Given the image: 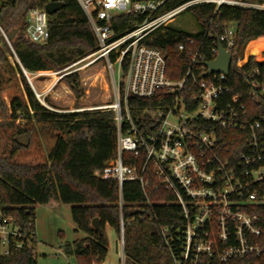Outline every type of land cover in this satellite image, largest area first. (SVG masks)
<instances>
[{
	"label": "trees",
	"instance_id": "16d2710c",
	"mask_svg": "<svg viewBox=\"0 0 264 264\" xmlns=\"http://www.w3.org/2000/svg\"><path fill=\"white\" fill-rule=\"evenodd\" d=\"M184 1L175 0L174 5ZM52 2H62L63 8L48 15V41L35 44L26 32L28 14L33 9L46 11ZM212 13L211 5L194 7L186 14L194 19L197 33L168 26L146 44L165 56L166 75L171 81H181L190 69L195 80L209 81L212 77H204L203 67L214 60L217 39L206 33L219 36L222 30L217 24L236 23L238 38L227 86L230 96H240L251 119L264 117V59L259 57L264 49L251 47L256 54L245 61L248 45L264 40V11L223 7L220 19L210 26ZM140 21L138 16L120 17L113 28L122 36ZM0 27L11 45L0 32V121L6 122L0 126V221L10 220L18 233L9 237V256L3 254L0 238V264H37L35 207L52 202L70 205L76 232L85 234L83 239L66 243L65 253L74 256L77 264H102L109 247L106 227L120 235L119 185L95 176L116 155L115 113L53 111L41 103L25 76V72H60L94 53L97 44L89 21L77 0H0ZM181 45L184 51L179 50ZM195 55L197 60L192 65ZM63 79L78 92L76 74ZM194 79L187 78L185 100L197 93ZM172 100L165 90L152 99H129L133 121L143 135L155 134L159 123L151 113L164 109ZM262 131L264 134V125ZM20 136L29 139L27 147L17 142ZM220 136L223 153L228 150L237 158L245 150V134L221 131ZM152 174L150 166L147 177L152 183L146 189L147 197L138 182L123 187L125 264H173L161 229L181 225L182 210L173 193L163 188L154 191ZM136 209L142 212L132 214ZM250 211H264V205ZM96 218L101 231L92 226Z\"/></svg>",
	"mask_w": 264,
	"mask_h": 264
},
{
	"label": "built area",
	"instance_id": "2783aa9c",
	"mask_svg": "<svg viewBox=\"0 0 264 264\" xmlns=\"http://www.w3.org/2000/svg\"><path fill=\"white\" fill-rule=\"evenodd\" d=\"M174 1L77 0L97 44V50L84 60H90L89 65L104 63L116 89L115 102L96 109L115 113L116 155L95 176L119 185L121 262L125 264L123 187L125 183L138 182L147 197L146 189L152 183L147 173L153 166L154 191L163 188L173 193L182 210L181 225L161 229L173 264H264V211H250L264 205V117L251 119L240 96H230L228 75L215 74L206 77L212 80L197 81L190 69L181 81H171L166 75L165 56L146 44L194 7L213 6L211 26L220 19L223 7L264 11V3L187 0L174 5ZM126 16H138L141 21L132 31L119 36L113 22ZM27 21L29 40L45 44L49 39L47 12L33 9ZM216 27L222 30L219 36L206 33L217 39L214 60L219 44L232 56L237 24L221 23ZM0 32L11 46L1 27ZM179 50L184 51V46ZM196 60L197 55L192 65ZM240 63L238 58L237 65ZM203 69L206 73L205 66ZM189 77L194 79L197 93L185 100ZM162 90L168 91L173 100L164 109L151 113L159 123L158 129L145 136L133 121L129 99H152ZM221 131L246 135L242 143L245 150L237 158L228 150L223 153ZM8 221H0L1 247L6 256L9 237L18 235L13 228L8 231Z\"/></svg>",
	"mask_w": 264,
	"mask_h": 264
},
{
	"label": "rangeland",
	"instance_id": "374dc122",
	"mask_svg": "<svg viewBox=\"0 0 264 264\" xmlns=\"http://www.w3.org/2000/svg\"><path fill=\"white\" fill-rule=\"evenodd\" d=\"M169 27L179 28L188 33L197 32L194 19L186 13L180 15ZM251 47L254 50L264 49V40L253 41L248 45L245 61L250 55L256 54ZM259 57L264 59V54ZM89 62L90 60H84L67 72L28 74V77L32 79L33 91L39 95L41 103L58 113L93 111L113 104L116 89L112 75L104 63L89 65ZM71 74H76L78 77L77 93L63 79ZM123 80L121 78V82ZM45 99L48 102H45ZM5 124V121H0V126ZM71 209L70 205L56 202L35 207L37 264H77V259L74 256H68L64 251L66 243L85 238V234L76 232L77 227L72 220ZM12 227L13 224L10 222L8 231H11ZM106 234L109 247L107 257L102 264H122L121 248L118 246L119 235L110 226L106 227Z\"/></svg>",
	"mask_w": 264,
	"mask_h": 264
},
{
	"label": "water",
	"instance_id": "95a60500",
	"mask_svg": "<svg viewBox=\"0 0 264 264\" xmlns=\"http://www.w3.org/2000/svg\"><path fill=\"white\" fill-rule=\"evenodd\" d=\"M62 8H63L62 2H52L49 5H47L46 12L48 15H53ZM231 65H232L231 54L226 49H224L221 44H219L217 58L214 61L205 63L207 72L204 74V77L206 78L215 74L228 75L231 70ZM25 76L28 81V84L33 89L32 82L28 77L27 72H25ZM17 142L24 147H27L29 145V139L26 136L19 137L17 139ZM141 212H142L141 210L136 209L132 211V214H138ZM92 226L95 230L101 231L100 220L98 218L93 220Z\"/></svg>",
	"mask_w": 264,
	"mask_h": 264
},
{
	"label": "bare ground",
	"instance_id": "6f19581e",
	"mask_svg": "<svg viewBox=\"0 0 264 264\" xmlns=\"http://www.w3.org/2000/svg\"><path fill=\"white\" fill-rule=\"evenodd\" d=\"M31 82H32V79L30 78Z\"/></svg>",
	"mask_w": 264,
	"mask_h": 264
}]
</instances>
